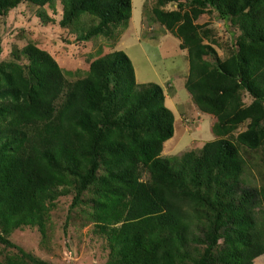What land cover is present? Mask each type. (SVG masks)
Returning a JSON list of instances; mask_svg holds the SVG:
<instances>
[{"label":"trees","instance_id":"trees-1","mask_svg":"<svg viewBox=\"0 0 264 264\" xmlns=\"http://www.w3.org/2000/svg\"><path fill=\"white\" fill-rule=\"evenodd\" d=\"M51 0H0L7 5ZM61 24L87 14L80 40L126 28L132 0H60ZM155 12L193 47L187 89L200 111L224 134L250 120L237 140L250 149L264 141V0H160ZM212 6L223 21L244 14L236 48L225 59L204 45L186 7ZM29 79L0 62V242L31 264H51L10 240L24 225L39 226L59 187L77 181L73 207L100 183L89 220L108 240L105 264H255L264 254V185L250 184L248 161L227 137L181 156L163 157L175 133V114L157 83H139L131 58L116 50L96 59L87 76L65 86L52 57L29 48ZM243 92L253 102L246 106ZM104 173L100 174V170ZM2 252L0 251V256Z\"/></svg>","mask_w":264,"mask_h":264},{"label":"rangeland","instance_id":"rangeland-1","mask_svg":"<svg viewBox=\"0 0 264 264\" xmlns=\"http://www.w3.org/2000/svg\"><path fill=\"white\" fill-rule=\"evenodd\" d=\"M219 2L226 8L239 4L240 0ZM159 8L169 12L178 9L175 3L160 5V0H132L131 22L125 29L112 26L108 34L80 40L79 36L93 20L84 13L72 24L63 26L60 0H51L44 6L32 1L7 5L5 15H0V62L4 68L18 65L33 80L28 69L31 60L26 54L27 49L33 48L52 57L65 86H69L87 76L96 59L123 50L134 64L138 82L161 85L165 104L175 114V133L164 144L163 157H179L202 148L208 141L227 137L239 146L248 161V182L263 186L264 141L256 149H250L237 140V135L247 129L250 120L226 135L214 115L199 110L187 89L188 81L192 80L194 48L186 45L181 48L182 40L159 20L155 12ZM181 12H187L198 27L201 44L212 46L222 59L232 54L241 34L244 14L231 18L228 23L212 6H190ZM242 97L246 106L254 101L246 92ZM103 173L101 169L99 175ZM76 182L74 177H69L67 183L59 187L57 197L48 202L44 235L39 226L24 225L11 231L10 240L51 264H105L110 253L108 240L89 220L95 211L94 198L100 197L102 186L98 182L92 184L81 195L80 203L73 207ZM0 251V264H31L17 248L6 247L0 242ZM255 264H264V254L255 259Z\"/></svg>","mask_w":264,"mask_h":264},{"label":"crops","instance_id":"crops-1","mask_svg":"<svg viewBox=\"0 0 264 264\" xmlns=\"http://www.w3.org/2000/svg\"><path fill=\"white\" fill-rule=\"evenodd\" d=\"M131 15H132V12H131ZM130 22H131V19H130Z\"/></svg>","mask_w":264,"mask_h":264}]
</instances>
